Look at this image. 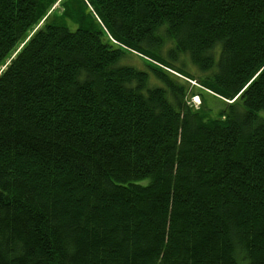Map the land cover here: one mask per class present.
<instances>
[{
	"label": "trees",
	"instance_id": "trees-1",
	"mask_svg": "<svg viewBox=\"0 0 264 264\" xmlns=\"http://www.w3.org/2000/svg\"><path fill=\"white\" fill-rule=\"evenodd\" d=\"M261 112L264 0H0V264H264Z\"/></svg>",
	"mask_w": 264,
	"mask_h": 264
},
{
	"label": "rangeland",
	"instance_id": "rangeland-1",
	"mask_svg": "<svg viewBox=\"0 0 264 264\" xmlns=\"http://www.w3.org/2000/svg\"><path fill=\"white\" fill-rule=\"evenodd\" d=\"M54 8L58 9V4H56L54 6ZM191 86H193L195 88L196 93H198L200 95V97H198V96L192 97L190 99V102H189L190 105L193 106L194 108H198L200 106V104H201V97H202L204 102H205V104H206V106L209 109V115L211 117H214L217 114V112L222 108L221 100L215 98L214 96H212L207 91L202 90L196 83L192 82ZM259 116L264 118V112H261L259 114Z\"/></svg>",
	"mask_w": 264,
	"mask_h": 264
}]
</instances>
